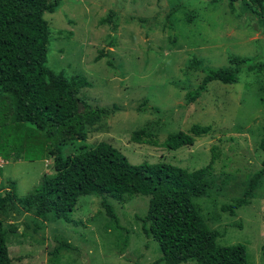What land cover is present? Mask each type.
I'll return each instance as SVG.
<instances>
[{"label": "rangeland", "instance_id": "rangeland-1", "mask_svg": "<svg viewBox=\"0 0 264 264\" xmlns=\"http://www.w3.org/2000/svg\"><path fill=\"white\" fill-rule=\"evenodd\" d=\"M262 6L261 13L244 0H59L53 12L43 14L48 23L46 66L64 77L84 78L89 86L79 96L90 106L116 107L100 127L88 129L84 140L61 146L60 153L104 141L131 164L162 162L194 170L210 162L209 187L193 201L207 227L219 233L216 244L244 245L248 264H263L264 177L232 214L221 206L243 196L262 158L264 2ZM229 57L253 62L240 68L235 82L212 80L186 104L185 92L200 83L207 68H233ZM192 124L209 130L191 145L161 146L168 133L190 134ZM138 128L156 143L131 141V131ZM52 172L47 154L33 160L1 159L5 188L0 193L13 181L14 193L23 196L42 173ZM108 200L118 227L93 195L79 196L64 217L51 211L36 217L16 204L0 211L9 264H164L156 242L141 228L148 197Z\"/></svg>", "mask_w": 264, "mask_h": 264}, {"label": "trees", "instance_id": "trees-1", "mask_svg": "<svg viewBox=\"0 0 264 264\" xmlns=\"http://www.w3.org/2000/svg\"><path fill=\"white\" fill-rule=\"evenodd\" d=\"M244 1L248 8L254 6L263 12L264 0ZM58 3L59 0H0V158L3 162L9 158L33 160L47 154L52 156L53 168L52 174L42 173L37 186L23 196H17L13 181H7L8 189L0 193V211L16 208V204L36 217L44 218L50 211L54 217H64L79 196L93 195L99 198L113 227H118L108 198L127 201L134 195L147 196L141 228L156 242L164 264L188 260L195 264H248L244 245L216 244L219 233L207 227L193 201L209 187L210 162L194 170L162 162L131 164L104 141L74 148L70 154L60 153L61 146L74 139L84 140L88 129L100 127L116 107L90 106L79 96V90L89 86L84 78L77 74L64 77L46 66L48 23L43 14L53 12ZM227 61L233 68H207L200 83L185 92L184 102L195 101L212 80L235 82L240 68L253 62L248 64L250 58L236 57ZM260 91L264 95V83ZM262 129L260 167L250 176L243 196L231 205L221 206L230 214L245 203L257 181L264 177V123ZM208 130V126L192 124L190 134L182 130L168 133L161 146L170 150L191 145L194 137ZM130 140L156 143L146 138L143 128L132 130ZM3 185L0 183V188ZM6 233L0 220V264L10 262ZM261 258L264 264V244Z\"/></svg>", "mask_w": 264, "mask_h": 264}, {"label": "water", "instance_id": "water-1", "mask_svg": "<svg viewBox=\"0 0 264 264\" xmlns=\"http://www.w3.org/2000/svg\"><path fill=\"white\" fill-rule=\"evenodd\" d=\"M80 106H81V104L78 102V103H77V109H79Z\"/></svg>", "mask_w": 264, "mask_h": 264}, {"label": "built area", "instance_id": "built-area-1", "mask_svg": "<svg viewBox=\"0 0 264 264\" xmlns=\"http://www.w3.org/2000/svg\"><path fill=\"white\" fill-rule=\"evenodd\" d=\"M0 161H1V159H0Z\"/></svg>", "mask_w": 264, "mask_h": 264}, {"label": "clouds", "instance_id": "clouds-1", "mask_svg": "<svg viewBox=\"0 0 264 264\" xmlns=\"http://www.w3.org/2000/svg\"><path fill=\"white\" fill-rule=\"evenodd\" d=\"M1 159V158H0Z\"/></svg>", "mask_w": 264, "mask_h": 264}]
</instances>
